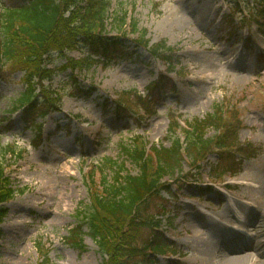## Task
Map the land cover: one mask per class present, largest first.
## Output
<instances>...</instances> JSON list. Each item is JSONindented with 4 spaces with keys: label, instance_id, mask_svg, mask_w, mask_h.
Wrapping results in <instances>:
<instances>
[{
    "label": "rangeland",
    "instance_id": "374dc122",
    "mask_svg": "<svg viewBox=\"0 0 264 264\" xmlns=\"http://www.w3.org/2000/svg\"><path fill=\"white\" fill-rule=\"evenodd\" d=\"M105 1H110V6H123L150 44L165 41L167 47L174 50L171 55L180 62L181 73L187 74L183 78H178L174 73L168 74L163 63L152 59L148 51L141 49L137 51L135 58L116 60L107 66L98 63L90 67L87 73L81 72L79 83L83 86L91 84L97 91L90 99L78 101L70 96L71 85L60 83L67 80L69 71L61 73L49 86L51 90H59L63 94V100L58 112L48 115L43 123L39 120L35 122L43 124L42 142L36 149L31 147L35 141L33 129L25 130L20 112L13 111L15 101L24 91L19 82L20 74L4 76L5 81H0V160L4 161L7 168L14 170L12 180L21 193L4 206L6 215L0 224V264H103L100 251L83 223L91 206L86 185L88 174L94 166L98 168L102 160L107 158L118 161V165L123 164L124 171L130 175L138 174V170L121 156L122 147L132 145L133 138L138 135L148 143L169 147L168 111H175L190 122L204 119L224 98L229 99L232 104L240 102L238 108L241 110L244 126L240 132V140L250 141L260 147L262 152L256 159L245 162L240 174L235 177L237 182L245 178L253 179L255 185L252 184L251 187L241 185L236 191L224 195H200L196 190L199 186L176 181L173 189L177 199L175 203L166 195L162 197L172 204L167 203L166 208L175 215L173 221L162 223V231L177 254L171 255L169 262L164 259L169 258L168 256H153L151 263L139 260L137 264H154V260H159L156 264H207L203 253L210 243L215 245L218 257H226L222 253V246L218 247L219 238L225 226L235 220H222L225 226H221L216 220L232 214L230 203L226 199L245 202L242 199L244 192L256 200L264 194V60L259 59L256 54L258 47L264 48V34L259 35L256 28L251 29L249 34L254 44L244 48V37L239 32V18H233L232 23L226 21L229 14L227 0H181L184 5L200 10L203 6L207 7V12L199 11L198 21H194L182 9L176 11V0ZM20 6L22 3L18 0H0L2 10ZM113 9L115 8L111 10ZM246 14L251 16L248 12ZM110 34L114 33L110 31ZM125 35V47H133L137 35L127 32ZM87 50L85 46H80L66 56L74 60L81 59L86 57ZM223 52L226 56H221ZM235 53L236 60L232 67L243 65L247 70H228L229 57ZM53 56L55 57L50 60L51 68L58 69L67 64L65 58ZM161 74L172 78L176 91L162 97L161 104L157 106V115L144 119L140 124L125 120L124 117L116 120L103 113L102 100L106 97L114 99L117 93L134 90L143 95L150 92L154 96L157 91L151 84ZM212 134L214 133L210 132L206 136ZM11 146L26 151L23 160L15 161L7 153L2 155ZM214 162L215 159L211 158L209 164ZM207 167L204 166L197 178L198 183L204 184L202 186L208 182ZM66 168L71 172L66 173ZM187 172L188 166L185 163L183 174ZM104 173L109 185H112L115 179L113 172L107 170ZM33 178L52 181L58 188L55 197L60 198L61 190L65 189L67 194L72 195L71 201L67 199L61 206L58 202L56 209L54 206L42 209L47 201H40L38 196L35 197L37 181ZM222 180L225 181L226 178ZM99 181L100 176H96L94 185L97 188ZM253 187L257 189L255 192ZM212 199L214 200L211 201ZM19 201L28 202L29 209H17L18 212L12 213V209L16 207L14 204ZM56 201L57 199H51L48 203L56 205ZM35 203H40L41 208L34 206ZM48 211L52 214L44 217L43 213ZM197 211L202 214H196ZM251 211L247 208L246 216ZM260 224L264 225V221L258 223V228H264ZM10 225L16 227L12 229ZM77 226H82L83 233L82 248L79 249L66 240L69 238L68 231ZM147 233V230H143L138 242L148 238ZM247 233H252L249 228ZM257 241L263 242L264 238L260 237ZM44 253L47 257L43 259Z\"/></svg>",
    "mask_w": 264,
    "mask_h": 264
},
{
    "label": "trees",
    "instance_id": "16d2710c",
    "mask_svg": "<svg viewBox=\"0 0 264 264\" xmlns=\"http://www.w3.org/2000/svg\"><path fill=\"white\" fill-rule=\"evenodd\" d=\"M20 1L26 4L0 12V73L9 71L23 75L24 93L15 101L14 110L28 107L24 111L27 112L38 107V90L45 100L53 94L49 93L48 97L49 91L42 84L52 74L46 69L45 57H52L54 52L62 57L68 50L83 44L93 53L111 60L110 55L116 54L119 39L107 38V26L120 37L126 27L132 33H138L135 21L129 26L126 24V13L122 8L110 13V3L104 0ZM141 43L148 46L144 35L140 36L137 45ZM150 50L159 58L165 57L167 51L162 43ZM72 63L81 68L85 61ZM227 123L221 107L216 106L205 119L189 124L188 131L180 130L177 123L171 122V146L168 149L152 146L148 151L143 140L134 142L132 146H123L121 156L138 170L136 175L124 171L123 164L118 165L116 160L105 161L104 171L113 172L115 179L109 185L107 175H104L98 188L91 182L92 207L86 222L88 234L96 243L103 264H131L139 257L144 262H150L144 254L146 249L156 254H165L169 250L164 239L152 232L158 224L148 210L162 193L171 194L164 180L176 177L182 171V151L191 163H195L213 149L227 151L232 147L230 144L236 141V134ZM179 131L184 135L185 144L175 136ZM211 131L214 135L207 137L206 134ZM7 152L15 153L10 148L2 155ZM8 186L5 164L0 160V224L6 214L4 205L12 198ZM142 213L147 217L140 216ZM81 229L78 227L72 233L76 238L73 245L78 248L82 244ZM143 230L148 231V238L138 242L136 238L142 235Z\"/></svg>",
    "mask_w": 264,
    "mask_h": 264
},
{
    "label": "bare ground",
    "instance_id": "6f19581e",
    "mask_svg": "<svg viewBox=\"0 0 264 264\" xmlns=\"http://www.w3.org/2000/svg\"><path fill=\"white\" fill-rule=\"evenodd\" d=\"M177 10L179 11L180 9H182L184 12H186L192 19H194V21H198L200 20L199 18V11H208L207 7L203 6L201 8V10L197 7H193V6H187L186 4L184 5V2H182L181 0H176L175 2ZM199 18V19H198ZM222 55L226 54L223 52ZM233 57V56H232ZM231 57V58H232ZM237 71H243V70H247L248 68H244V66H238L235 68ZM84 120V119H83ZM66 173L71 172L69 168H66ZM37 181V190H36V196L39 197L38 200L40 201H44L46 200L47 203L43 206L42 209H50L51 207L54 206V208L56 209L58 202H60V206L62 203H65V201L68 199V201H71L72 199V195L67 194L65 189L61 190V195L60 198L55 197L56 196V191L58 190V188L55 187V185L52 183V181L47 180V181H42L40 179H36L33 178ZM248 181L252 183L254 182L253 179H246ZM246 185H250L247 181H245ZM254 192L257 190L256 187H253ZM264 191V190H263ZM37 198V197H36ZM55 200L56 201V205H54L53 203H48L49 200ZM243 199H247L249 201L250 204L244 203L242 201H235L233 202V200H230V205H231V209H232V214H230V216H224V218H233L235 220H244L246 218V215L243 212H246L247 208H251V212L253 213L252 217H248L249 221L252 222V235L250 236L249 241L246 244H241L239 241H236V243H234L232 246L231 243L227 244L231 249L229 250V247L225 250L228 253V256L226 258L223 257H218L215 253V245L210 243L208 244V247L204 250L203 255H205L206 257V263L207 264H264V241L258 243V239L260 237L264 238V228H258V223L259 222H263L264 219V197L262 198H258L257 200L255 198H252V196H249L246 194V192L243 193ZM260 201L262 202V204H260ZM28 202H17L16 204H14L16 207L14 209H12V213L18 212L17 209H19V211H26L29 209V205H27ZM33 205V204H32ZM36 207L41 208V204L40 203H35L34 204ZM262 205V206H261ZM65 207V205H64ZM196 214H202L201 212L197 211L195 212ZM48 214H52L51 212H45L43 213L44 217L47 216ZM223 217H219L218 218V222L219 224L222 226V222L221 220H224ZM257 224V226H256ZM232 226H234L235 228L240 229V225H237L236 223L232 224ZM260 226H264L261 225ZM14 227H16L15 225H10V228L14 229ZM9 228V229H10ZM220 242V239H219ZM239 242V243H238ZM221 245H223V241H221L220 245L218 244V247ZM250 248L252 250V254L251 253H245L243 250ZM204 257V256H203ZM166 259L167 262H169V258H164ZM159 260H154L153 263L156 264L158 263Z\"/></svg>",
    "mask_w": 264,
    "mask_h": 264
}]
</instances>
